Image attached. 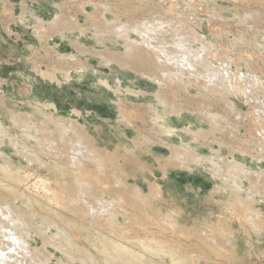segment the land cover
I'll return each instance as SVG.
<instances>
[{
    "label": "rangeland",
    "instance_id": "rangeland-1",
    "mask_svg": "<svg viewBox=\"0 0 264 264\" xmlns=\"http://www.w3.org/2000/svg\"><path fill=\"white\" fill-rule=\"evenodd\" d=\"M176 1L0 0V117L4 130L8 132L7 136L0 135L3 137L2 140L0 138V197L3 200L0 202H11L17 211H25L31 226V235H26L29 246L36 256L46 259L49 264H86L90 253L98 264H117L119 258L113 248L118 247L116 242L119 240L135 250H143L139 246L142 242L166 244L174 256L185 258L191 264H264V189L253 179L257 172L261 177L260 183L264 184V119L262 124L257 122L263 137H259L262 146L256 145L259 142L254 137L252 139L248 131L253 130L250 111L254 116L261 112L255 107L258 102L255 92L249 93L247 90L245 96L234 85L233 88L226 86V93L217 87L203 89L200 80L198 83L194 81L193 85V81L186 76L181 78L184 82H180L178 78L179 83H176L175 78L162 83L151 81L135 71L138 65L148 66L149 63H130L132 68H129L114 60L108 62L104 57L113 58L115 53L124 54L128 44L139 39L134 31L125 35L118 32L114 23L129 22L134 25L144 21L151 22L160 16L173 26L183 25V31L188 34H198L192 45L198 48L205 43L210 47L207 52L213 56L212 67L220 68L219 60L215 57L239 58L238 64L242 71H254L264 83V53L263 48L258 46V40L261 39L252 32V29H256L254 27L264 24V0H180L182 5L174 6ZM102 7L103 10H99ZM5 10L12 12V17L3 14ZM102 14L105 18H102ZM52 25L58 29L51 28ZM241 34L245 35L239 41ZM166 39L171 40L169 37ZM244 57L248 60L246 65ZM225 80L226 78L223 83L229 84ZM104 81L112 84L110 89ZM235 81L238 83L232 78V83ZM238 81V85L246 84ZM118 82H121V86ZM183 86H187L188 92ZM220 95L222 96L219 97ZM210 96L217 98L214 97V101L209 102ZM232 102L235 106H232ZM131 105L142 106L146 112L148 106L155 105L161 116L168 120L177 118L178 113L181 115L183 120L172 123L179 127L173 129L181 136L176 137V142L184 146L185 163L173 157L172 144L175 142L172 143L166 135L153 131L151 127L156 128L154 123L148 119L145 124L139 121L133 126L129 121L126 123L123 112ZM69 119L80 122L86 119L96 128L105 125L109 128L120 126L124 128L122 131L126 132L128 138L137 142L138 147L141 146L142 134H148V137L151 134L150 138H154L151 141L154 142L144 140V144L147 142L153 151H149L147 145L142 146L144 152H151L150 156H126L122 151H117L112 165H107H115L123 172L122 175L128 178L131 188L139 184L145 192L149 189L145 179L154 181L155 176H163V171H166L173 182L172 187L175 186L174 194L171 196L165 193L162 201H156L151 206H141L140 202L133 200L126 203L129 220L125 228H111L90 222L82 215L79 206L70 210L61 187L43 195L42 183L53 180L55 176L61 185H64V181L68 182L66 193L72 195L76 190L75 173L70 169L72 166L67 162L68 159L64 154L58 157L55 155L56 151L46 145V138L53 134L56 140L54 145L57 144L65 153L62 143L67 142L60 140L58 125ZM24 123L34 124L39 128L38 132L29 131ZM72 135L69 132L66 138L69 139ZM107 143L98 142L100 146ZM221 162L230 166L232 173L223 169ZM56 166L59 167L58 173L54 171ZM238 166H242L243 171ZM237 169L240 176L235 175ZM231 179L236 180L235 185L231 183ZM102 185L110 195L125 192L113 189L104 180ZM218 194L232 197L233 200H229L232 208L237 205V216L224 210L225 207L222 206H227L230 201L221 200L217 197ZM239 197L242 198L243 205L237 203ZM28 202L37 216L27 213L25 204ZM159 209L177 211L186 229L207 230L210 236L220 241V229H225V232L233 230V240L242 249L230 250L226 247L223 252L218 253L213 249L214 242H210L213 243V248L207 249L197 239L178 238L170 231L160 228ZM2 225L13 226L3 215L0 217V226ZM58 225L66 228L71 236L70 242L59 232ZM94 228L108 232L111 240L104 235L105 232L98 234ZM0 237L3 247L7 249L8 240L4 236ZM9 249L12 248L5 252H9ZM13 256L29 261L24 255H21L23 258L19 254ZM22 260L10 259L8 262L29 264ZM160 262L171 264L168 260L161 259ZM145 264L156 263L147 260Z\"/></svg>",
    "mask_w": 264,
    "mask_h": 264
},
{
    "label": "bare ground",
    "instance_id": "bare-ground-1",
    "mask_svg": "<svg viewBox=\"0 0 264 264\" xmlns=\"http://www.w3.org/2000/svg\"><path fill=\"white\" fill-rule=\"evenodd\" d=\"M214 3H216V2H214ZM179 4L182 5V2L180 0H177L175 2V4H173V5L175 6V5H179ZM247 5H249V4H247ZM239 7H241V6H239ZM104 8L106 9V7H104ZM176 8H178V7L176 6ZM62 9L64 10V8H62ZM99 10H103V7L100 8ZM221 11H223V10H221ZM225 12H227V11L225 10ZM3 14H6L9 18L12 17V12H10V11L9 12L6 11ZM236 17H237V15H236ZM102 18H105L103 16V14H102ZM250 18H248V19H250ZM223 20H225V19H223ZM100 21H101V19H100ZM238 21H239V19H238ZM68 22H69V20H68ZM251 22H253V21H251ZM53 25L51 26V28L54 27V29L56 30L57 26L55 27ZM108 25H112V24H108ZM47 26H49V25L47 24ZM113 26L118 29V32L124 33V35L129 33V31H132V32L134 31L137 34V37H139V39L138 40L135 39L132 43L128 44L129 45L127 47L128 49L124 54H116L115 53V55H113V58H111L110 56H104L103 55L105 57L106 61H108V62L110 60H114L115 62L120 63L123 66H129L130 63L136 64V62H137V65H138V63H142V62L146 63L147 62V64L149 63L148 66H145L144 64H140V65H138L137 68H135V71L137 73H139L138 75L146 76L147 78H150L151 81L157 80L160 83H162L168 79L172 80L173 78H175L176 80L179 78L180 82H184V80L181 78L186 76L187 78H189V80L191 82L193 81V83H192L193 85H194V81H197V83L201 81L203 89L209 88V87H211V89H212V87H217V88H221L222 90H224V93H226V90H225L226 86L229 85V86H231V88H233V85H234V87L237 86L238 89H240L239 93H243L245 96H247L246 95L248 93V92H246L247 90L249 91V93H251V91L255 92V96H256L255 98L258 101L257 104L255 102V104H256L255 107L257 110H259V111L261 110V112L257 111L259 113L254 116L253 112L250 111L249 114H250V117L252 118L251 124H252L253 130L248 129V131H249L251 138L253 139V137H254L256 142L257 141L259 142V144L257 143L256 145L262 146L260 143L261 140L259 139V137L260 138L262 137V134L259 132V127H257V122L259 124H262L261 122H263L262 120L264 119V91H262L264 89V83L262 81V78L259 75H257L254 71L252 72L249 69H247L245 72L242 71L240 64H238V62H239L238 60H240L239 58H234V59L221 58V59H219V58L214 56L217 61L219 60L220 68L212 67L211 64H213V63H212L211 59L213 56L211 53L207 52L210 49V47H207V45L205 43H202V42H201L202 46L198 47V48L193 47V45H192L195 37L196 36L198 37V34L195 36H194V34H188V32L186 33L185 31H183V25H180L177 27L173 26L172 24L167 23V20L165 18L160 17V16L156 17L151 22L150 21H144V22H141L139 24H134V25L129 24V22L124 23V24H120L118 22V23H114ZM184 27H186V26H184ZM254 28H256V29H252L253 31L252 30L251 31L254 32L255 37H257V35L260 36L261 40L260 41L258 40V44H259L258 46H261L263 48V53H264V24H261L257 27H254ZM57 29H58V27H57ZM247 29H248V27H247ZM241 33H243V32H241ZM133 35H135V34L133 33ZM244 35L241 34L239 36L238 40L239 41L243 40L242 38H244ZM167 37H169L171 40H167L166 39ZM185 37H188V39H186ZM126 38H128V36ZM199 41H201V40H199ZM211 48H213L212 45H211ZM82 50H83V48H82ZM81 53H83V52L81 51ZM62 56L64 58L67 57L66 55H62ZM244 59H245V57H244ZM262 59L264 61V56L262 57ZM121 60L123 61V63ZM62 61L63 60H61V62ZM70 61H72V60L70 59ZM246 63H248L247 59H245L244 64L246 65ZM66 65H69V64H66ZM234 66H235V69H234ZM125 68H128V67H125ZM129 68H132V67L129 66ZM58 69H60V68H58ZM65 69H66V67H65ZM220 69L222 71H219ZM67 70H69V69H67ZM117 72H119L118 69H117ZM127 76H129V75H127ZM225 78H226L225 81H227L229 83L227 85H225L223 83V80ZM232 78L234 80H237L238 83H239L238 80L246 82L247 85L246 84H244L242 86L238 85V83H236V81L234 83H232ZM179 80H177L176 83ZM241 81H240V83H241ZM173 82H175V80ZM103 83L105 85H107L108 87L112 85L106 81H104ZM118 83L121 86V82H118ZM183 87H184L183 89H185V91L188 90L187 86H183ZM109 89H110V87H109ZM118 90H120V89H118ZM114 94H115V92H114ZM139 94H141V93H139ZM218 94H219V92H218ZM207 95H209V94H207ZM221 96L222 95H220L219 97H221ZM199 97L204 99L203 96H199ZM214 97L210 96L211 99H209V102H213L214 99H212V98H214ZM216 98L217 97H215V99ZM246 98H248V97H246ZM204 100H207V99H204ZM225 101H227V100H225ZM158 103H159V101H158ZM204 103H206V102H204ZM225 104H226V102H225ZM232 104H233L232 106H235L234 102H232ZM147 108H148L147 112H146V110H144L142 108V106L140 107V106L131 105V106L125 108V110L123 112V117L126 119V123L129 121L130 123H133L132 126L137 121L143 122L145 124V123H147V119L149 121H151L152 123H154V125H156V128L154 126L151 127L153 129V131H157L159 133H162L163 135H166V137H168L167 139L170 142H172V143L175 142L174 144H172V148L174 150L173 151V157L176 158L177 160L181 161L182 163L183 162L185 163V161H184V157H185L184 155L185 154H184V148H183L184 146L181 145L180 143L176 142V137L181 138V136L175 131V129L178 126H173V123H172V122H175V123L179 122V120L182 119L181 115H178L179 114L178 113L177 118L168 120V119H165L166 117L164 118L161 116L158 108H156L155 105L148 106ZM230 110L231 109L229 108V111ZM224 112H226V111H224ZM208 117H210V116H208ZM259 118H261V120ZM18 119H20V118H18ZM212 119H213V117H212ZM87 121L85 119L84 120L85 123H84V122H80V120L69 119L67 121L59 122V125H58V127H59V138L61 141L67 142V144H64L65 142L62 143L63 148L65 147V150H64L65 153H63V151L59 149V146H57V144L54 145V142H56V140H55V137H53V134H52V137L46 138V145L50 149H54L56 151L55 155L60 157L61 154H64L66 156V158L68 159L67 162L72 166L70 169L75 173V189L76 190L72 195H69V193L65 192V188H66V186H68L67 185L68 182L64 181V185H61L59 180L56 178L57 176H55V178L53 180L44 181L42 183V186L44 189L43 195H47V192L54 191L57 188L61 187L62 190L64 189L62 193L66 194L65 200H66V204L69 205L70 210H73V207L79 206L80 207L79 210L82 212V215L85 217L86 220H88L90 222H95L97 224H101V225H104L107 227L109 226L111 228H122V227L125 228L126 222H127V220H129V217L126 213V211H127L126 206H125L126 203H129V201L133 200L136 202H140L142 204L141 206H151L156 201H162L165 193L169 194L171 196H172V194H174V192H175L174 187L175 186L173 185V187H172L173 182L171 181L170 176L168 175V173L166 171H163V176H159V177L155 176L156 179L154 181H150V180L145 179L147 182V186L149 188L148 192H145L146 190H144V188L139 184H135L131 188V184L128 182V178L125 177L124 175H122L123 172L118 170L117 167H115V165L114 166H108L109 164L112 165V161H113V159H115V153H117V151H122L126 156L127 155L131 156L134 154H136V155L141 154V155H145V156H150L149 153H151V152H149V151H153V148L150 145H148L147 142L144 144V140L145 141L150 140V142H152L151 139L153 137L150 138L151 134L149 137L147 136L148 134L147 135L142 134V139L140 138L141 139V141H140L141 146L138 147L136 145L137 142L128 138V135L126 134V132L122 131V130H124V128H122L120 126L117 128H113V127L109 128L106 125L102 128H99L96 125L97 126V128H96V127L92 126ZM216 122H218V121H216ZM237 126H235L234 128L236 129ZM232 127H233V125H232ZM25 128L31 132H33V131L38 132V130H39V128H37V126H35L34 124H31V123H26ZM173 128H175V129H173ZM250 128H251V126H250ZM4 129H5V126L3 125L2 119L0 117V135L4 134V136L5 135L7 136L8 132H6ZM69 132H71L73 135L69 139H67L66 137L69 134ZM148 132H150V131H148ZM43 134H45V133H43ZM152 134H153V132H152ZM155 135H156V133L154 134V137H155ZM194 135H196V134H194ZM2 138H1V140H2ZM205 138H207V137H205ZM179 141L181 142L180 139H179ZM98 142H105V143L108 142L109 144L107 143L106 145L100 146L98 144ZM206 143H207V141H206ZM146 145L149 147V151L146 150V152H144L142 149V146H146ZM191 151H193V150H191ZM57 152H58V154H57ZM192 155H194V154H192ZM195 157H197V156H195ZM36 158H37V156H36ZM107 163H108V165H107ZM234 163L236 164V162H234ZM220 165L223 167V169H226L227 171L229 170L230 166L228 167V165L226 163L221 162ZM231 165H233V164H231ZM239 167L240 166H238V168ZM240 169L243 171L242 166L240 167ZM240 169H239V171H240ZM54 171L58 173L59 167L56 166ZM219 171H221V170L219 169ZM229 171H230V173H232L231 170H229ZM221 172H220V174H222ZM234 172H236V171H234ZM238 173L239 172L237 169V173H235V175L237 174V176H240V174L238 175ZM255 173H256V175L253 176V179H255L257 184L259 186L263 187V189H264V186H263L264 184L260 183V181H259V178H261V177H259V174L257 172H255ZM216 175L218 176V174H216ZM102 180L107 181V183H110L113 186L112 187L113 189L116 188L118 190H122V191H125L128 193L124 192L123 194L118 193V195H112V194L110 195L107 193L108 189L102 185ZM230 181L234 185L236 184V180L231 179ZM52 185H55V186L52 187ZM111 185H109V187H111ZM236 186H238V184ZM263 189H261V190H263ZM132 190H133V192H132ZM258 190H257V192H258ZM225 195L218 194L217 197L221 198V200H225V199L226 200L230 199L231 201L233 200V199H231L232 197L230 195H227V196H225ZM221 200L219 202H222ZM0 201H3V200H1V197H0ZM231 201L228 202L227 206H222V207H225L224 210L227 213L230 212L231 214H234L237 216V209H238V208H236L237 205H235V208H232L231 207V204H232ZM236 201L240 205H243V201H242L241 197H239ZM7 202H5L4 204H2L0 202V217L2 215L5 216V219L9 220L13 226H6V225L0 226L1 227L0 235L4 236L8 240V243L6 242L8 244V246L6 247L7 249H5V247H3L4 243L0 239V264H9L8 261H10V259H13V261L19 260L21 262L22 259L21 260L16 259V257L13 256L14 254H19L20 256L24 255V256L28 257L30 262L27 261L26 259H24V260H22L23 263L28 262L29 264H49L48 261H46V259L42 260L39 256H36L33 253V250L31 249V247L29 246V242H28L29 238L27 239L26 235L27 236L31 235V226L29 225V222L27 220L28 217L24 213L25 211H23L21 209L19 211H17L16 210L17 208L15 209L14 205L11 202L10 203L9 202L7 203ZM225 204H223V205H225ZM25 206H26L25 208H26V211L28 214L33 215V216H37L31 210L30 202L25 204ZM158 207H157V209H158ZM54 209H56V208H54ZM254 212H255V210H254ZM158 214H159L158 224L161 225L160 228L164 231L165 230L170 231L171 233H173L178 238H183L186 240L197 239L199 242L201 241L202 246H207V247H204L207 249L213 248V246H212L213 243L211 244L210 242H214V244H213L214 248L213 249L216 250L218 253L223 252V250L226 247H228L230 250L242 249V247L237 246L236 243L234 242L233 238L235 236L234 235L235 233L234 232L232 233L233 230L231 231L229 228L228 229L230 231L227 230V232L224 231L225 229H220V231H221V232L219 231L220 232L219 235L221 237V241H220V239L219 240L215 239L214 236H212V235L210 236V234L207 233V230L202 229L200 231V229H199V231H198L195 229H193V230L186 229V227L183 226L184 223L182 222V220L179 216V213H177V211H175V210L166 209V210L162 211V209L161 210L159 209ZM188 219H190V218H188ZM51 223L56 224L53 221H51ZM252 224L255 225L254 222ZM192 227H194V226H192ZM58 229H59V232L62 233V235L64 237L69 239V242H70L71 236L68 233V231L66 230V228L63 225H60V226L58 225ZM94 229H96V228H94ZM171 229L173 231H171ZM96 232L99 234V233H103L105 231L98 228V229H96ZM104 235L106 237H108V240H111L108 232H105ZM178 238H176V239H178ZM9 242H10V244H9ZM116 243L118 246L117 248L115 247V249H114L112 245H110V248H113V250L115 251V253L117 254V256L119 258V262H117V264H143V263L145 264V262L147 260L155 262L156 264H162L160 262L161 259L166 260V261L168 260L171 262V264H191V262L187 261L185 258H180V257L174 256L173 255L174 253H172L170 251V249L166 247V244L165 245L164 244L154 245V243H152V242H150V243L142 242V243H139V246H141L143 248V250H137V249L135 250V249L129 248L128 245H126L125 243H123L120 240ZM8 248H12V249H9V252H5L6 250H8ZM243 248H245V246H243ZM16 256H18V255H16ZM22 256H21V258H23ZM69 256H70L71 260L73 261L74 258H72L71 253L69 254ZM88 257H89V261L86 262V264H98L96 258L91 253L89 254ZM194 260H196V259H194ZM58 264H70V263L69 262H67V263L61 262ZM194 264H198V263L196 262Z\"/></svg>",
    "mask_w": 264,
    "mask_h": 264
}]
</instances>
